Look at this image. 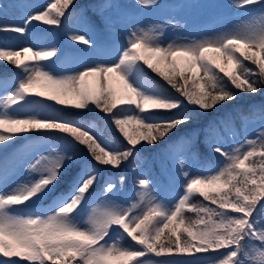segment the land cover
<instances>
[{
  "label": "snow or ice",
  "instance_id": "6c2138e0",
  "mask_svg": "<svg viewBox=\"0 0 264 264\" xmlns=\"http://www.w3.org/2000/svg\"><path fill=\"white\" fill-rule=\"evenodd\" d=\"M9 7L22 13L0 19V65L18 70L0 72V264H264V104L235 103L264 94V0L0 3V15ZM189 8L245 19L194 34L177 18ZM74 11L81 31L61 50L43 26ZM253 119L235 142V122ZM145 153L171 163L164 181L137 165Z\"/></svg>",
  "mask_w": 264,
  "mask_h": 264
},
{
  "label": "rangeland",
  "instance_id": "374dc122",
  "mask_svg": "<svg viewBox=\"0 0 264 264\" xmlns=\"http://www.w3.org/2000/svg\"><path fill=\"white\" fill-rule=\"evenodd\" d=\"M176 0L170 1V2H164L166 4H174ZM54 0H0V3L6 4V5H11L12 3L16 4H27V5H32L34 7H46L48 3H52ZM124 3H132L133 0H122ZM192 3V2H208V0H177L176 3ZM217 3L220 4H229L230 0H216ZM175 3V4H176ZM83 6V5H81ZM83 10V8H81ZM179 12L178 19H181L183 21H187L188 24V29L192 33H196L199 29L200 26L206 25L207 30L209 34H212L216 31H218L222 27H228V26H235L240 23L241 20L245 19L243 16H237L236 15V10L235 9H184L183 11L176 10ZM243 11V10H241ZM22 10L20 9H13L9 7L7 14L6 15H0V19H5L8 22H16L19 23L21 22L19 20V16L21 15ZM168 14H176L173 10L167 9L163 10L161 12H152L148 11V14L146 16H142L141 18L145 21H152V20H161L163 17L167 16ZM227 14V15H225ZM39 23V22H37ZM80 24H81V17L79 13L76 12L75 16H71L68 21H66L60 28H55L54 26H47L44 25L43 27L45 28H51L50 36L51 40L50 43L55 44L57 47H59L61 50H69L74 47L73 42L69 41L66 36V32L69 29L76 30V31H81L80 29ZM13 36L17 34H12ZM105 39H107V34H105ZM17 43H20L19 41H16ZM3 43V38L0 37V44ZM79 47H85L83 45H79ZM249 63V62H245ZM251 67H254V65H250ZM9 74L14 73L18 71L15 69L13 66L10 65V68L5 69ZM4 70V71H5ZM154 79V78H152ZM155 80V79H154ZM158 84L168 87L165 82L162 84L159 83V81L155 80ZM264 92V90H262ZM243 98L235 102L239 106H242L243 109L249 107L250 105H259L260 102L264 99V94H257L255 96L252 95H244L240 94ZM223 115V111L219 114H209L208 117L202 119L195 125H191L190 127L200 129L203 128L208 124L210 120L217 119L219 116ZM262 125L259 121V119H253L250 120V122L247 124L246 130L244 125L241 123L240 129H237L236 127V122H235V128L239 132V135L236 137L235 142H240L244 139L245 135L252 137L255 133V131L260 128ZM116 135H119L118 133ZM202 136V141L204 140V134L203 132L200 133ZM224 140L228 144L234 143L233 140L228 138L227 133H223ZM204 144V143H203ZM145 159L143 161H136L137 165L141 168L144 169L148 174L152 175L155 179L164 181V175L163 171L164 168H171V163L163 158L161 155L153 154V153H146L143 154ZM212 163L215 162L213 159L211 161ZM122 171H125L129 173L128 171V165L125 164L122 166ZM131 174V173H130ZM119 173H113V178H117ZM125 195H127V192H125ZM204 204L209 203L208 201H204ZM127 243V242H126ZM200 256H204L206 254H198ZM193 257L187 256V255H182V256H176V257H152V259H159V260H167V259H192Z\"/></svg>",
  "mask_w": 264,
  "mask_h": 264
},
{
  "label": "trees",
  "instance_id": "16d2710c",
  "mask_svg": "<svg viewBox=\"0 0 264 264\" xmlns=\"http://www.w3.org/2000/svg\"><path fill=\"white\" fill-rule=\"evenodd\" d=\"M99 2H101V0H75V8L76 9H80V7L84 8L86 6L93 5V4H96V3H99ZM81 5H83V6H81ZM87 14L92 15V12L89 11ZM93 18H96V17H93ZM1 67H4V66L0 65V69H1ZM151 77L154 78L155 80L159 81V83H161V84L164 82L161 78H159L155 74H151ZM262 104H264V99L260 102L259 105H262ZM259 105H257V106H259ZM248 109H249V107L245 108L244 111L247 112ZM192 202L195 203V204L203 203V198L199 197V196H195V197H193ZM184 215H185V218H186V220H185L186 224L188 222V219H195V213L194 212L186 211L184 213Z\"/></svg>",
  "mask_w": 264,
  "mask_h": 264
}]
</instances>
